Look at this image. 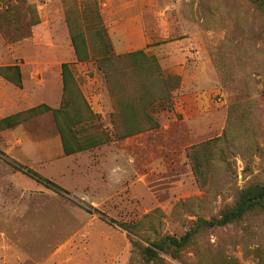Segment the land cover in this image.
Listing matches in <instances>:
<instances>
[{
	"label": "rangeland",
	"instance_id": "rangeland-1",
	"mask_svg": "<svg viewBox=\"0 0 264 264\" xmlns=\"http://www.w3.org/2000/svg\"><path fill=\"white\" fill-rule=\"evenodd\" d=\"M73 1L0 0V66L17 65L22 80L19 88L0 76V118L39 104L58 108L60 65L68 63L112 133L102 73L74 58L64 17ZM97 1L112 46L121 38L139 44L140 26L149 40L140 50L179 76V87L169 108H152L157 128L69 156L51 111L1 131L0 264H140L133 242L147 246L150 226L180 236L198 217L217 215L237 189L264 184V17L247 0ZM235 104L247 119L221 137L201 187L186 150L222 136ZM121 224L135 225L134 234ZM162 257L164 264H264V213L204 232L179 259Z\"/></svg>",
	"mask_w": 264,
	"mask_h": 264
},
{
	"label": "trees",
	"instance_id": "trees-1",
	"mask_svg": "<svg viewBox=\"0 0 264 264\" xmlns=\"http://www.w3.org/2000/svg\"><path fill=\"white\" fill-rule=\"evenodd\" d=\"M74 0L65 8V23L76 62H92L103 75L112 100V133L102 129L99 116L95 114L82 94L68 63L60 65L62 79L61 103L51 109L39 104L26 110L0 118V132L14 128L36 116L51 111L53 121L65 156L90 150L108 142L130 137L158 127L152 117L154 106L169 108L171 96L180 84L174 74H165L156 59L147 56L143 50L116 54L99 13L97 0ZM264 17V0H247ZM0 76L16 87H21V73L17 65L0 66ZM227 127L223 135L186 150V158L196 183L205 187L211 178V163L218 142L234 126V120L247 119L241 105H231L227 111ZM220 155L223 151L218 149ZM17 170L42 184L56 190L58 186L31 169ZM264 213V184H249L237 189L230 204L225 205L217 215L208 219L198 217L180 236L159 235L153 226L154 235L147 246L133 242L140 264H164L163 255L179 259L181 253L195 244L196 237L212 229L222 228L241 221L248 215ZM134 234L135 225L121 224Z\"/></svg>",
	"mask_w": 264,
	"mask_h": 264
},
{
	"label": "crops",
	"instance_id": "crops-1",
	"mask_svg": "<svg viewBox=\"0 0 264 264\" xmlns=\"http://www.w3.org/2000/svg\"><path fill=\"white\" fill-rule=\"evenodd\" d=\"M137 38H138V43L137 45H131L130 41H128V38H121L120 39V43L118 46H114L115 51L117 52V54H124V53H128V52H132L135 50H140L143 49L147 46V44H149V40L145 37L143 30L141 29V27L139 26V29L137 28ZM125 35H129L127 33V31H124ZM184 66H181V68L183 69ZM181 72H177V74L180 75Z\"/></svg>",
	"mask_w": 264,
	"mask_h": 264
}]
</instances>
